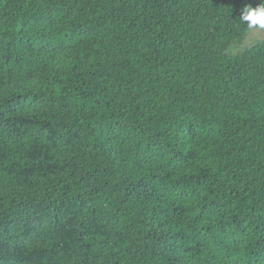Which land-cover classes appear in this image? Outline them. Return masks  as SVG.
I'll list each match as a JSON object with an SVG mask.
<instances>
[{"label": "trees", "instance_id": "obj_1", "mask_svg": "<svg viewBox=\"0 0 264 264\" xmlns=\"http://www.w3.org/2000/svg\"><path fill=\"white\" fill-rule=\"evenodd\" d=\"M261 0H0V264H264Z\"/></svg>", "mask_w": 264, "mask_h": 264}, {"label": "clouds", "instance_id": "obj_2", "mask_svg": "<svg viewBox=\"0 0 264 264\" xmlns=\"http://www.w3.org/2000/svg\"><path fill=\"white\" fill-rule=\"evenodd\" d=\"M239 23L244 26L246 24L247 33H264V0L256 7L246 5L242 9Z\"/></svg>", "mask_w": 264, "mask_h": 264}, {"label": "rangeland", "instance_id": "obj_3", "mask_svg": "<svg viewBox=\"0 0 264 264\" xmlns=\"http://www.w3.org/2000/svg\"><path fill=\"white\" fill-rule=\"evenodd\" d=\"M261 38H264V33H249L243 41V44H249Z\"/></svg>", "mask_w": 264, "mask_h": 264}]
</instances>
